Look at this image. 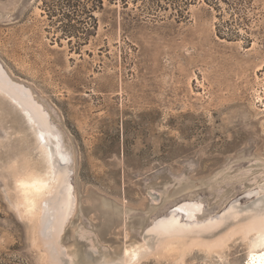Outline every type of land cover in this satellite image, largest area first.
I'll return each mask as SVG.
<instances>
[{"label": "rangeland", "instance_id": "rangeland-1", "mask_svg": "<svg viewBox=\"0 0 264 264\" xmlns=\"http://www.w3.org/2000/svg\"><path fill=\"white\" fill-rule=\"evenodd\" d=\"M0 64L68 155L75 264H121L155 221H191L182 204L198 221L264 201V0H0ZM39 138L0 91V264L40 262L18 188L49 172ZM173 254L138 264L249 263L238 238Z\"/></svg>", "mask_w": 264, "mask_h": 264}, {"label": "bare ground", "instance_id": "bare-ground-1", "mask_svg": "<svg viewBox=\"0 0 264 264\" xmlns=\"http://www.w3.org/2000/svg\"><path fill=\"white\" fill-rule=\"evenodd\" d=\"M0 91L26 112L37 128L39 141L48 148L49 172L45 176L30 174L18 180L22 211L32 224V244L38 252L39 264H75L62 244L64 226L73 212L75 199L69 178V158L59 143L60 134L29 89L13 82L1 64ZM259 202L250 205L247 210L243 209L245 211L240 210L238 214L234 204L233 207L230 206L232 208L229 207L230 211L227 209V214L198 221L196 213L201 212L200 206L197 203L182 204L179 210L191 221L180 223L178 217L172 213L169 217L160 218L152 224L148 232L146 231L150 238L142 242L141 247L135 251L128 253L127 250V256L124 260L120 257V262L138 264L155 250L158 255L165 253V256L166 253L172 252L182 263L194 248L208 254H221L229 241L238 238L243 242L247 241L248 264H264V219L261 217L264 201ZM237 206L242 208L235 205ZM241 211L244 214H239ZM103 264H109L108 260Z\"/></svg>", "mask_w": 264, "mask_h": 264}, {"label": "trees", "instance_id": "trees-1", "mask_svg": "<svg viewBox=\"0 0 264 264\" xmlns=\"http://www.w3.org/2000/svg\"><path fill=\"white\" fill-rule=\"evenodd\" d=\"M76 2V1H75ZM98 2H100V0H98ZM62 3L65 5V6H68V7H72L74 6V0H62ZM67 18H71V16H67ZM62 33L64 34V36H66L67 38H72V37H76L77 36V33H79V31L73 27V26H69L67 27L65 30H62ZM23 264H28L27 262L26 263H23Z\"/></svg>", "mask_w": 264, "mask_h": 264}, {"label": "snow or ice", "instance_id": "snow-or-ice-1", "mask_svg": "<svg viewBox=\"0 0 264 264\" xmlns=\"http://www.w3.org/2000/svg\"><path fill=\"white\" fill-rule=\"evenodd\" d=\"M261 217H262V219H264V212H262Z\"/></svg>", "mask_w": 264, "mask_h": 264}]
</instances>
